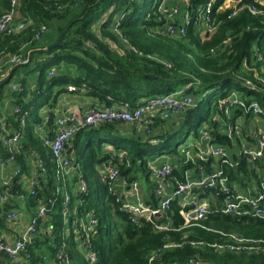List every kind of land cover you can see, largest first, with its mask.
Here are the masks:
<instances>
[{
  "label": "trees",
  "instance_id": "obj_1",
  "mask_svg": "<svg viewBox=\"0 0 264 264\" xmlns=\"http://www.w3.org/2000/svg\"><path fill=\"white\" fill-rule=\"evenodd\" d=\"M210 1H213L215 31L201 37L197 26L191 22L183 38L155 32L156 27L163 23L164 15L159 10L162 0L19 1L20 20L26 26L17 34L0 35V60L21 51L29 57V63L22 66H32L20 83H12L20 84L22 92L12 90V84L5 92L4 86L9 84L12 71L7 78L0 80V132H20L23 148L17 154L16 163L24 174L32 169L29 164L35 159H42L47 168L43 190L26 200V210L33 209L39 199L51 196L57 186L51 152L43 145L36 128L44 125L45 116H48L47 124L53 121L55 115L52 110L61 94H80L100 106L121 102L134 106L158 95L180 92L190 84L185 93L196 99L195 107L184 111L173 122L164 121L160 116L155 118L150 125L152 132L140 135V138L128 135V132L134 133V125L118 122H104L79 131L66 147V154L75 165V172L68 180L72 213L64 221L61 201L55 203L50 222L53 234L47 236L40 232L42 238L36 236L38 243L29 247L32 255L30 264H46L42 255L55 254L63 236L68 237L70 257L78 264H89L86 259L83 263L79 261L80 250L74 232L77 219L88 212H92L97 221L91 237V247L96 253L95 264H185L192 257L204 264H264V219L213 212L199 220L197 225L185 226L183 209L178 200H174L171 209L156 222L167 225L168 229L156 230L145 219L133 223L118 210L115 199L105 183L99 181L97 172L104 159L103 145L109 143L112 149L127 151L131 165L121 167L120 173L126 183L137 182L136 169L145 171L149 161L167 154L178 155L175 139L195 118V135L200 127L210 124L214 141L226 148L233 147L231 140L218 127L227 119L223 106L232 93L245 103H257L264 110V92H260L264 89V80H261L264 73L259 74L262 77L258 79L245 70L246 65L255 64L252 61L255 45L264 54V16H253L247 9L232 18H228L231 10L214 12L224 0H189L181 9H186L193 20L197 8ZM242 2L263 8L254 0ZM9 6L10 0H0V15L8 11ZM41 24H45L48 31L50 26L53 28L54 39L69 26L63 36L64 45L48 49L56 40L44 39L48 32L41 40L34 41L32 36ZM229 37L232 39L226 44ZM123 40L137 52L130 50ZM87 42L91 47L86 46ZM245 59L246 65L243 64ZM22 66L12 68L17 70ZM239 77L253 81L259 90L247 88ZM69 85L75 90L69 91ZM213 89L218 92L208 97V92ZM7 96L14 99L12 110L17 107L20 113L3 114ZM45 105L48 107L46 115H43L41 110ZM23 114L26 117L21 126ZM241 114L237 110L234 119ZM245 117L249 119L251 115ZM3 124L4 128L1 127ZM69 145L72 151L67 153ZM7 157L8 152L0 141V159ZM178 157L172 162L173 175L182 180L183 171L190 165L181 166ZM232 157L237 159L235 154ZM223 171L230 185L239 183V178L244 175L257 177L254 171L249 172L242 159L236 168L224 166ZM79 175L87 182L85 194L72 191ZM142 177L152 187L148 174L144 173ZM21 193L26 194V190L23 191L21 185L16 186L14 196ZM151 195L154 203V194ZM211 195L216 197L217 203L221 201L215 190L205 191L202 197ZM18 208L19 204L14 202L1 204L0 226L4 224V213ZM232 236L242 239L247 248L236 252L214 246L237 245ZM49 240L50 246L47 245ZM0 264L13 263L0 254Z\"/></svg>",
  "mask_w": 264,
  "mask_h": 264
},
{
  "label": "built area",
  "instance_id": "obj_2",
  "mask_svg": "<svg viewBox=\"0 0 264 264\" xmlns=\"http://www.w3.org/2000/svg\"><path fill=\"white\" fill-rule=\"evenodd\" d=\"M19 1L10 0L9 10L0 15V35L2 33L11 35L21 32L26 24L20 20ZM170 0H162L159 10L163 13V23L156 27L155 32L160 35L173 37H185L187 26L193 22L200 31L201 37L206 33L215 31L214 20H212L213 1L208 2L205 6H200L196 10L193 20L186 13V9L177 11L166 7ZM189 0H184L187 3ZM263 8H257L254 4L246 5L242 0H224L214 12L218 13L224 10H231L228 18H232L247 9L253 16H264V4L259 0H254ZM232 2H234L232 4ZM61 7L58 6V9ZM180 15L179 23L175 21V16ZM174 17V18H173ZM48 32V27L41 24L34 32L32 39L39 41ZM232 38L225 41L226 44ZM123 42L127 47L137 52L129 45L126 40ZM91 47L90 43H86ZM254 53L252 61L259 64L246 65V59L243 61L245 70L251 72L256 78L260 79L259 74L264 73V54L258 46L253 47ZM29 63L27 54L19 51L0 60V80L6 77L3 72L4 67L12 68L13 66H22ZM52 74V73H49ZM243 80L244 85L252 90H259L253 81L239 77ZM264 80V77L261 78ZM190 88L186 85L182 91L158 95L149 100L130 105L128 102H121L112 106L88 105L84 111L77 109L69 112H57L54 117V132L45 134L42 137L43 145L48 147L52 161L54 163V175L57 180V186L51 196L43 197L36 202L30 214H25L19 209H10L4 213V224L0 226V254L6 256L13 264H30L31 250L30 245L35 242L36 236L40 232L52 236L53 227L50 224L52 220V211L55 203L60 200L62 205V218L67 221L71 215L70 207L71 193L69 190V178L75 172V165L70 157L66 154V147L74 136L86 127L98 126L104 122H118L121 124L144 126V134H150L154 119L160 116L164 121L173 122L184 111L189 110L196 105V99L185 93ZM11 89L22 92L23 87L20 84H12ZM69 91H74L75 87L69 85ZM260 92H264L261 89ZM264 103V101H263ZM223 108L227 119L221 123L224 127L221 129L235 144L238 145L237 159L232 157L220 143L214 141L210 124L199 128L198 138L192 141L186 147L181 149L178 160L180 165H190L183 171V179L180 180L173 175V165L171 162H164L159 165L149 166V179L153 186L154 205L146 204L142 200L140 185L134 181L126 183L121 176L120 166H130L127 157V151L108 149L104 152L103 161L98 165L97 172L99 178L107 186L109 194L115 199L118 210L123 212L133 223L141 219L153 224L156 230H167L165 224L158 225L157 219L171 209V203L178 200L185 220V226L197 225V222L209 213L220 212L230 214L235 217L252 216L264 219V110L255 103H245L236 93H232ZM232 109H235L233 114ZM237 110L242 112L241 115H251L248 123L243 125L236 122L234 114ZM14 113H20L19 108H14ZM26 114L20 118L21 126L25 123ZM217 120V117L214 121ZM219 120V118H218ZM48 116L44 117L43 124H47ZM213 123V121H212ZM221 125H219L221 127ZM4 124L1 127L4 128ZM224 130V131H223ZM0 141L4 149L8 152L6 159H0V203L6 204L12 198L17 197L20 203L34 198L39 191L43 190V182H46L47 168L42 159H35V165L28 175L26 194L14 196L13 190L16 186L21 185L25 179L23 169L16 163L17 154L22 150L20 143V132H0ZM155 142V140H151ZM217 162L213 164V160ZM244 160L248 168L253 170L257 177L254 190L245 193H239L229 184L228 177L224 174L223 167L236 168L239 160ZM75 193L87 192V182L80 175L72 186ZM207 190H215L216 195L220 197V203L212 206L209 198L202 197ZM24 220H26L24 222ZM97 221L92 212L77 219L74 225L75 241L79 250L85 254L89 264H95L96 253L91 247V237L95 232ZM238 242L237 245L230 246L214 245L220 249L228 248L231 251L242 252L247 247L243 245V240L232 236ZM195 245L194 242H191ZM68 237L63 236L59 249L54 254L56 264H74L73 259L66 251L68 248ZM43 261L47 256H43ZM149 261H152L150 258ZM168 264H180L171 262ZM185 264H204L200 259L192 257Z\"/></svg>",
  "mask_w": 264,
  "mask_h": 264
},
{
  "label": "crops",
  "instance_id": "obj_3",
  "mask_svg": "<svg viewBox=\"0 0 264 264\" xmlns=\"http://www.w3.org/2000/svg\"><path fill=\"white\" fill-rule=\"evenodd\" d=\"M260 1V3H262V4H264V0H259ZM234 2H232V4H233ZM184 4V0H170L167 4H166V7H168V8H170L169 7V5L170 6H174V5H176V6H178V8H180V11H182L183 9H181L182 8V5ZM180 13L178 14V15H176L175 16V21L177 22V21H179V19H180ZM54 36H55V34L53 33V31L50 33H47L45 36H44V39H47V41H48V39H50V41L52 40V39H54ZM55 39H57V38H55ZM54 39V40H55ZM56 41V40H55ZM10 71H12V74H13V76H12V78H11V80H10V82H9V84L7 85V86H4V88H5V92H7V89L9 88V85H11L12 83H20V80L22 79V78H24V77H26V75L24 74V73H18L19 71H18V69L17 70H13V68H8V67H4L3 68V72L4 73H6V77L5 78H7L8 76H9V74H10ZM91 104H94V105H99V104H97L96 102H94V101H92L91 99H88V98H85V97H82L80 94H71V93H64V94H61L60 96H59V98H58V101H57V104H56V106H55V108H53V112H54V114L56 115V113L57 112H59V111H61V112H69V111H71V110H75V109H77V110H79V111H84L85 109H86V107L88 106V105H91ZM13 107H15V105H14V99H13V97H6V99H5V102H4V110H3V114H5V113H8V114H13ZM44 108L41 110V113L44 115H46V109H47V107H48V105H45V106H43ZM240 116H244V115H240ZM44 117V116H43ZM237 117H239V116H237ZM237 117H235V118H237ZM248 120H250V119H247L246 118V120L242 123V122H240V124L242 123L243 125H245V124H247L248 123ZM223 122V121H222ZM221 125V124H220ZM202 127H204V125L202 126ZM202 127H200V128H202ZM220 129H222L224 126L223 125H221V127L220 126H218ZM134 133H131V132H128V135H130V136H137L138 138H140V135H143L144 134V126L143 125H141V124H137V125H134ZM9 131V130H8ZM36 131L38 132V134L41 136V138L45 135V134H52L53 132H54V119H53V121L51 122V123H49V124H45V125H43V126H38L37 128H36ZM199 131V130H198ZM224 131V130H223ZM223 134H224V132H222ZM195 137H197L198 138V136L197 135H195ZM228 137V136H227ZM196 139V138H195ZM231 140V139H230ZM195 141V140H194ZM231 142H232V144H233V147H231V148H227L228 149V152L231 154L232 153V155L233 154H235L236 155V157H239V155H238V145L235 147V143L231 140ZM104 150L106 151V150H108V149H112V146H110L109 145V143H104ZM226 148V147H225ZM72 151V148H71V145H69V148H68V150H67V153H70ZM177 154V153H176ZM128 157V156H127ZM177 157H169V156H160V157H158L156 160H154V161H149L148 162V167H147V169L148 170H142V169H136L135 170V172L134 173H136V176H138L139 177V179H137V182L139 183V185H140V190H141V196H142V200L146 203V204H149V205H154L155 204V202L153 203V201H152V195H151V193H153V186L152 187H150L147 183H146V181L143 179V174L145 173V174H148V176H149V166H151V165H159V164H161V163H164V162H171V164H172V162L176 159ZM129 159V158H128ZM129 161H130V159H129ZM131 162V161H130ZM217 162V160L216 159H214L213 160V164L214 163H216ZM30 167L32 168L34 165H35V161H31L30 162ZM130 165H131V163H130ZM121 167H125V168H128V167H126V165H122V166H120V169H121ZM130 167V166H129ZM31 170L32 169H30L29 170V172L28 173H25L27 176H25V179L24 180H22V182H21V188H22V190L24 191V190H26L27 189V181H26V179H27V177H28V175L30 174V172H31ZM253 170H251L250 168H249V172H252ZM239 183H235V184H232V186L236 189V191L237 192H239V193H245V192H247V191H250V190H254V188L256 187V184H257V180H255L254 178H252L251 176H249V175H244L243 177H241V178H239ZM149 182L151 183V181H150V179H149ZM151 185H152V183H151ZM155 200H156V198H155ZM209 200H210V203H213V206H215V205H217V204H219L220 202H218L217 203V199H216V197L215 196H213V195H211L210 197H209ZM10 203H16V204H19V210L20 211H22L23 213H25V214H30V212H32V210L33 209H31V210H26V203L25 202H23V203H20L19 202V200L17 199V197H14V198H12L10 201H9ZM0 206H1V203H0ZM26 220H24V222H25ZM40 238H42V234L39 236V239ZM37 239H35V242L34 243H38V241H36ZM47 245H51L52 243H51V241L49 240V241H47ZM46 247H48V246H46ZM59 249V248H58ZM57 249V250H58ZM66 251L69 253V251H68V248L66 249ZM81 253H83L81 250L79 251V256H78V258H79V261H80V256H81ZM70 255V254H69ZM43 256H47V260H45L44 262L46 263V264H56L55 262H54V260H53V258H54V253L53 254H51V255H49V254H47V253H44L43 255H42V258H43ZM86 258H84V260H85ZM73 261H74V264H78L74 259H73ZM81 262V261H80Z\"/></svg>",
  "mask_w": 264,
  "mask_h": 264
},
{
  "label": "rangeland",
  "instance_id": "obj_4",
  "mask_svg": "<svg viewBox=\"0 0 264 264\" xmlns=\"http://www.w3.org/2000/svg\"><path fill=\"white\" fill-rule=\"evenodd\" d=\"M169 7H170V9H174V10L180 11V8H178V6H176V5H174V6L173 5L172 6L169 5ZM178 23H179V21H178ZM52 30H53V28L50 26V29H49L48 33L49 32L51 33ZM164 36H167V35H164ZM170 37H173V36H170ZM31 66H29V67H23V66L20 67L18 69V71H19L18 73H25L26 71L31 69ZM217 92H218V90L213 89V91H209L208 92L207 96L211 97L212 94L214 96ZM234 110L235 109L231 110L232 114H233ZM235 120H236V122H242L243 123L246 120V117L245 116H239ZM196 122H197V118H195L190 124H186L184 126L185 130L177 135V137L175 139V144H177L178 155H169V154H167L169 157H177V156H179L180 152H181V149L186 147L188 144H190L192 141L195 140V138H196L195 137L196 129L194 128V125L196 124ZM99 181L102 182V180L100 178H99ZM84 258H85V254L81 253V256H80L81 263L84 262Z\"/></svg>",
  "mask_w": 264,
  "mask_h": 264
},
{
  "label": "water",
  "instance_id": "obj_5",
  "mask_svg": "<svg viewBox=\"0 0 264 264\" xmlns=\"http://www.w3.org/2000/svg\"><path fill=\"white\" fill-rule=\"evenodd\" d=\"M68 27H69V26H67L66 29L63 30V31L59 34V36L57 37L56 41L53 42V43L48 47V49H53V48H55L56 46H62V45H64V42H63L62 40H63V36H64L66 30L68 29ZM182 119H183V118H181V120H182Z\"/></svg>",
  "mask_w": 264,
  "mask_h": 264
}]
</instances>
